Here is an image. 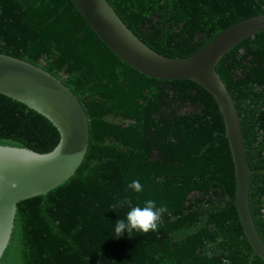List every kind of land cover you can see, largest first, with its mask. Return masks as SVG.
I'll use <instances>...</instances> for the list:
<instances>
[{"label":"trees","instance_id":"trees-1","mask_svg":"<svg viewBox=\"0 0 264 264\" xmlns=\"http://www.w3.org/2000/svg\"><path fill=\"white\" fill-rule=\"evenodd\" d=\"M147 47L186 58L232 25L264 15V0H106ZM0 54L59 79L88 117L73 176L17 204L0 264H264L245 238L232 156L214 98L190 80H159L122 62L70 0H0ZM216 72L231 95L250 170L249 201L264 241V32L230 49ZM57 128L0 93V146L50 153ZM139 180L142 191L128 187ZM131 199L167 206L156 231L114 224Z\"/></svg>","mask_w":264,"mask_h":264},{"label":"water","instance_id":"water-1","mask_svg":"<svg viewBox=\"0 0 264 264\" xmlns=\"http://www.w3.org/2000/svg\"><path fill=\"white\" fill-rule=\"evenodd\" d=\"M83 19L122 62L159 80H190L214 98L225 126L235 176L233 204L253 255L264 262V241L249 201L250 170L234 101L216 72L221 58L242 41L264 32V15L242 20L186 58H167L147 47L106 0H70ZM0 93L45 116L58 130L50 153L0 146V260L9 244L17 204L45 195L66 182L82 163L89 143L88 117L74 93L59 79L19 59L0 54Z\"/></svg>","mask_w":264,"mask_h":264},{"label":"clouds","instance_id":"clouds-1","mask_svg":"<svg viewBox=\"0 0 264 264\" xmlns=\"http://www.w3.org/2000/svg\"><path fill=\"white\" fill-rule=\"evenodd\" d=\"M128 187L135 192L142 191V184L139 180H132ZM140 204H133L131 199L125 198L120 202L121 207L128 211L125 217L117 219L114 224V239L124 236L125 232L131 235L133 231L148 232L156 231L162 216L167 212V206L163 203L157 204L153 199H146Z\"/></svg>","mask_w":264,"mask_h":264}]
</instances>
